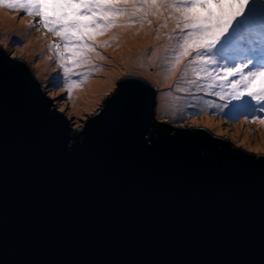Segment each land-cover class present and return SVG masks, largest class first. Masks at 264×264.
Masks as SVG:
<instances>
[{
	"label": "water",
	"instance_id": "1",
	"mask_svg": "<svg viewBox=\"0 0 264 264\" xmlns=\"http://www.w3.org/2000/svg\"><path fill=\"white\" fill-rule=\"evenodd\" d=\"M155 95L126 75L74 130L0 49V264H264V154Z\"/></svg>",
	"mask_w": 264,
	"mask_h": 264
},
{
	"label": "snow or ice",
	"instance_id": "2",
	"mask_svg": "<svg viewBox=\"0 0 264 264\" xmlns=\"http://www.w3.org/2000/svg\"><path fill=\"white\" fill-rule=\"evenodd\" d=\"M51 2L59 9L51 18H46L42 11L45 0H11L6 6L39 17L43 27L61 38L65 49L71 43L81 51L89 47L84 43L90 39L88 29L116 26L120 16L130 21L141 8L145 9L143 17L151 14L159 19L164 16L165 28H168L169 19L174 20L170 29L175 38L174 47L171 55L169 49H165V63L170 64L172 70L183 60L198 65L192 68L196 79L191 83L206 79L210 81L207 88L212 94L227 101L210 107L221 112L229 108L224 113L229 118H233L230 112L238 111L245 120L264 124V0H141L139 5L136 0H76L78 8L73 12L64 11L73 7L71 0ZM3 3L5 0H0V4ZM82 16H87L88 20H81ZM147 22L152 23L151 20ZM60 47L50 45L56 49V60L71 99L75 81L70 77L79 74L76 66L85 62L86 57L73 53L72 65H69ZM50 86L59 87L58 79L54 78Z\"/></svg>",
	"mask_w": 264,
	"mask_h": 264
},
{
	"label": "rangeland",
	"instance_id": "3",
	"mask_svg": "<svg viewBox=\"0 0 264 264\" xmlns=\"http://www.w3.org/2000/svg\"><path fill=\"white\" fill-rule=\"evenodd\" d=\"M11 2V0H5V3L0 4V6H5L6 3ZM72 9L67 12H73L78 8L76 0L72 1ZM6 7V6H5ZM10 16V21L13 24L11 31L3 33L0 30V49L6 53L8 56L15 60H20L22 64L26 67L29 74L36 80V82L41 86L44 93L47 95L51 101L54 109L59 115L65 119L74 130H79L80 126L96 113L102 106L104 99L112 94L116 89L117 82L126 75L139 76L149 83L155 86L156 96L155 101L159 100L161 93H166L169 90L174 91L177 84L178 89L175 92L178 93L179 105L183 103L181 107L170 108H158L155 106L154 118L160 122L165 123L175 127H183L187 129L200 128L208 130L214 136L222 138L233 146L254 154H264V144L261 142V138L264 136V124L259 121L252 122L251 120H245V116L241 115L238 111H232L229 113L233 118H229L227 113L229 108H224L221 112L218 108L210 107L212 104L223 105L227 103L226 100H220L218 96L212 94V90L207 88V84L210 83L208 80L198 81L197 84L191 83L195 80V74L192 72L193 67H198V65L189 64L188 60H183L180 64V69L176 72V77L174 82H169L168 84L161 86L160 83H155L151 76L162 75L155 70L151 65L147 66L140 62L141 59L148 60L152 52L158 48V30L159 26L155 25L154 21L151 19V25L147 23L148 27L156 26L152 28V33L150 36H155L157 42L153 44L152 42H146L143 40L140 44L133 46L127 50L129 55H135L134 59L142 57L135 62L130 61V65L126 66L124 61L119 58H115L111 53L107 55L112 39H114L113 34L118 31L120 26H132L133 28L139 27L140 22L138 19H127L122 20V16L117 18V25L108 27L106 29H101L98 33L97 29H88L90 33V39H86L84 42L89 47L81 50L74 44H69L68 48L63 47V43L59 36L54 35L47 28L43 27L39 23V17L29 16L19 9H5ZM46 18H51L56 15L59 9H55L52 6L51 0H45V7L42 9ZM120 18L122 21H120ZM81 20L87 21V16L80 17ZM127 21V22H126ZM120 22L122 24H120ZM168 25L175 24L174 20L167 23ZM94 34V38L91 40V35ZM166 36V35H165ZM164 37V34H161ZM170 37L172 39L170 40ZM111 39L110 41L108 39ZM45 39H47L48 46L43 48L42 44ZM174 36L169 32V43L173 42ZM33 40L34 50L29 52L27 46L29 41ZM38 43L40 47L36 45ZM61 45L60 52L65 57V62L72 65L73 53H77L82 58L86 57L85 62L76 66V71L78 75H71L70 79L75 81L73 84L71 92V99L69 98L68 92L65 89V78L63 76L62 69L58 66L56 60V49L50 48V45ZM174 47V46H173ZM108 50V51H107ZM100 51V52H99ZM170 52V48H169ZM99 56L104 59V62L98 60ZM41 64L42 66H39ZM167 63H165L166 65ZM188 66V67H186ZM142 67L143 69H139ZM40 68V70L38 69ZM118 71V72H117ZM189 73L190 76L188 77ZM203 75V74H202ZM54 78L58 79L59 87H51L50 82ZM110 82V87L103 92L94 105L84 107L80 113H76V107L74 95H79L83 92L84 85L88 80L96 82ZM183 83L184 86H179ZM73 89L75 91H73ZM92 94V93H91ZM92 102L93 99L86 100ZM233 103H236L233 101ZM197 104V105H195ZM231 107V105L229 106ZM206 121H211L212 125H206ZM263 133V134H262Z\"/></svg>",
	"mask_w": 264,
	"mask_h": 264
},
{
	"label": "bare ground",
	"instance_id": "4",
	"mask_svg": "<svg viewBox=\"0 0 264 264\" xmlns=\"http://www.w3.org/2000/svg\"><path fill=\"white\" fill-rule=\"evenodd\" d=\"M73 0H71L72 3ZM137 4L139 5L141 0H136ZM6 6V5H5ZM0 6V30H2L3 33H5L6 31L9 32L11 31L10 29L13 28V24L10 21V16L7 13V11L5 10L6 8L8 9V7L6 6ZM71 8H67L66 10L69 11L71 10ZM131 11V10H129ZM145 9L141 8L140 13L137 14V16L132 17L133 19H138V21L140 22L141 17H143V13H144ZM127 19V17L122 16V20ZM153 20L155 25L159 26V30L157 33L158 36V48L155 49L152 54L150 55V57L148 58V60H143L141 59L142 57H138L137 59H134L133 55H129L127 53V50L133 46H136L138 44H140L143 40H145L146 42H152L153 44H155L157 42V38L155 36H150L152 33V28L156 27L151 26L148 27L147 26V21L148 20ZM120 18V21H122ZM172 19H169L167 21V23L169 21H171ZM163 23H164V16H160L159 19L155 16V15H151L149 14L147 17H143V23L140 22L139 27L137 28H133L132 26H120L118 28V31L114 32V33H109V34H113L114 39H112L111 41V45L112 47H110L107 55L109 56V54L111 53L115 58H119L122 61H124L125 65L128 66L130 65V61L135 62L138 59H141L140 62L143 64H146L147 66L151 65L152 67L155 68L156 71H158L159 73H161L162 75L157 76L155 74V76H151V79L155 82V83H160L161 86H164L166 84H168L169 82H174V83H178L176 81H174V78L176 77V72L180 69V65L175 69L172 70L171 69V65L170 64H166L165 65V49H169L171 50V48L174 46L173 42L169 43V32L170 29L172 28V25H168V28L163 27ZM120 24H122L120 22ZM108 27L106 28L107 31ZM90 30V29H89ZM101 29L98 28V31H96L97 33L100 31ZM161 34H164V37H161ZM166 35V36H165ZM91 40L94 38V34L91 35ZM109 41L111 40L110 38L108 39ZM41 43V46L43 48H45L46 46H48V42L47 39H45L44 43L42 44L41 40L39 41ZM34 41L30 40L29 44H28V48L27 50L29 52H33L34 50V45H33ZM36 45L38 47H40V45L38 43H36ZM31 52V53H32ZM100 52V51H99ZM83 53V50L81 51V54ZM169 55H171V51L169 52ZM107 58L104 57L102 58L101 56H99L98 60H101L104 62V59ZM39 66H42L41 64H39ZM188 67V66H186ZM40 70V68H38ZM139 69H143L142 67H140ZM118 72V71H117ZM188 77L190 76L189 73ZM106 82H96V81H90L88 80L86 82V85L82 86L84 87L83 92L79 93V95H74V98H76L75 100V105L76 107H78L76 109V113H80L82 111V109L84 107H90L92 105H94V103L97 101V99L99 98V96L106 91V89H108L110 87V82L111 81H107L105 79ZM176 85V87L174 88V91H168L166 93H161L159 100L156 101V105L158 106V108H172L174 109L175 107H181L182 105H184L183 103L181 104V106L179 105L180 101H177V98L179 99V95L177 92H175V90L178 89V85ZM185 84L181 83L179 84V86H184ZM74 87V86H73ZM73 91H75L73 89ZM92 93V94H91ZM90 100L93 99L92 102L86 101V100ZM197 105V104H195ZM206 125H212L211 121H206L205 123ZM263 134V133H262ZM261 142L264 144V136L261 138Z\"/></svg>",
	"mask_w": 264,
	"mask_h": 264
},
{
	"label": "clouds",
	"instance_id": "5",
	"mask_svg": "<svg viewBox=\"0 0 264 264\" xmlns=\"http://www.w3.org/2000/svg\"><path fill=\"white\" fill-rule=\"evenodd\" d=\"M155 96H156V95H155ZM155 106H156V101H155ZM86 121H87V120H86ZM86 121H85V122H86ZM85 122H84V123H85Z\"/></svg>",
	"mask_w": 264,
	"mask_h": 264
}]
</instances>
